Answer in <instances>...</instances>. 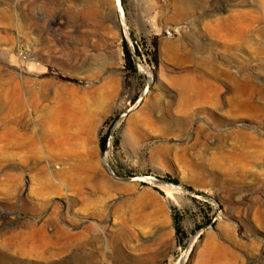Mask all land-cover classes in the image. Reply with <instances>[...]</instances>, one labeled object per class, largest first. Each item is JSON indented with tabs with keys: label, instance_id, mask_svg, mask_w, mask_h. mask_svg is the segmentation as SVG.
Instances as JSON below:
<instances>
[{
	"label": "rangeland",
	"instance_id": "1",
	"mask_svg": "<svg viewBox=\"0 0 264 264\" xmlns=\"http://www.w3.org/2000/svg\"><path fill=\"white\" fill-rule=\"evenodd\" d=\"M194 1L0 0V264H264V0Z\"/></svg>",
	"mask_w": 264,
	"mask_h": 264
},
{
	"label": "bare ground",
	"instance_id": "2",
	"mask_svg": "<svg viewBox=\"0 0 264 264\" xmlns=\"http://www.w3.org/2000/svg\"><path fill=\"white\" fill-rule=\"evenodd\" d=\"M194 2H195L194 0H178V6H179L178 7L179 8L178 10H179L180 15L183 16V17L186 16L188 14V12H189V9H190L189 6L191 4H193ZM243 13H245V12H243ZM243 13L236 12V13H231V14H229L227 16H223V17H216L213 21H211L210 23H207L206 26H207L208 30L212 34H214V36L216 35L220 39L224 38L226 41H231L232 39L237 38V37L243 35V33L245 31V27L247 26L246 25L247 22L244 20V15L245 14H243ZM246 28H248V27H246ZM185 71H187V70H185ZM174 82H175L176 85H182V84H185V83H187V84L189 83L188 80H187L186 75H180V76H177V77L175 76ZM174 82H173V84H174ZM52 159H53V162L55 164L59 165L61 163L60 153L59 152H56V154H54V156H53ZM57 165H56V168L52 169V176H53L54 180H57L59 183H64L65 182L64 180H66L67 178H69L68 176H70V177L72 176L71 174L68 175V176H66L68 174V172H70L69 171L70 168L69 167H66V168L65 167H61L60 168V167H57ZM67 180H69V179H67ZM163 184H165V183H163ZM165 185L171 186V185H168V184H165ZM171 187H173V186H171ZM6 246H8V245L6 244Z\"/></svg>",
	"mask_w": 264,
	"mask_h": 264
},
{
	"label": "trees",
	"instance_id": "3",
	"mask_svg": "<svg viewBox=\"0 0 264 264\" xmlns=\"http://www.w3.org/2000/svg\"><path fill=\"white\" fill-rule=\"evenodd\" d=\"M124 48H125V53H126V55L128 57V60L130 62H132V60H133V54H132L131 49L129 47V44H128V42L126 40L124 42ZM101 148H102V150H104L106 148V138L102 140V142H101ZM165 180L166 181H169V182H172V183H175V184L179 183V180L178 179L173 178L171 176L166 177ZM179 230H180V228L177 227V231L178 232H179Z\"/></svg>",
	"mask_w": 264,
	"mask_h": 264
},
{
	"label": "water",
	"instance_id": "4",
	"mask_svg": "<svg viewBox=\"0 0 264 264\" xmlns=\"http://www.w3.org/2000/svg\"><path fill=\"white\" fill-rule=\"evenodd\" d=\"M150 181H151V182H156V183H158V182H161V183H166V181H165V180L158 179V178H151V179H150Z\"/></svg>",
	"mask_w": 264,
	"mask_h": 264
}]
</instances>
